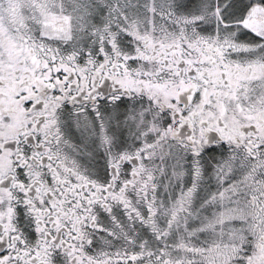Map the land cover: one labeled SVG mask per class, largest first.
Instances as JSON below:
<instances>
[{"label": "snow or ice", "instance_id": "snow-or-ice-1", "mask_svg": "<svg viewBox=\"0 0 264 264\" xmlns=\"http://www.w3.org/2000/svg\"><path fill=\"white\" fill-rule=\"evenodd\" d=\"M0 264H264V0H0Z\"/></svg>", "mask_w": 264, "mask_h": 264}]
</instances>
